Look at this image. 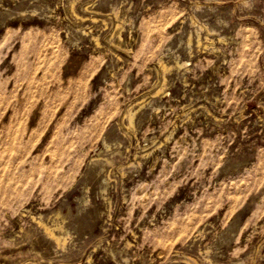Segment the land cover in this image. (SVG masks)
Wrapping results in <instances>:
<instances>
[{
    "label": "rangeland",
    "instance_id": "rangeland-1",
    "mask_svg": "<svg viewBox=\"0 0 264 264\" xmlns=\"http://www.w3.org/2000/svg\"><path fill=\"white\" fill-rule=\"evenodd\" d=\"M186 258L264 264V0H0V264Z\"/></svg>",
    "mask_w": 264,
    "mask_h": 264
},
{
    "label": "bare ground",
    "instance_id": "bare-ground-1",
    "mask_svg": "<svg viewBox=\"0 0 264 264\" xmlns=\"http://www.w3.org/2000/svg\"><path fill=\"white\" fill-rule=\"evenodd\" d=\"M120 27V26H119ZM199 28V27H198ZM205 28V27H204ZM208 30V29H207ZM212 33V32H211ZM198 37V36H197ZM208 39V38H207ZM146 40V39H145ZM199 41V40H198ZM159 56V55H158ZM159 59V58H158ZM164 59V58H163ZM159 62V64H160V66H161V68H162V70H164V71H168V69L162 64V62H160V60L158 61ZM167 64V63H166ZM179 66V65H178ZM181 67V66H180ZM167 80V79H166ZM159 85V84H158ZM157 91V90H156ZM156 95V94H155ZM143 97V96H142ZM130 106V105H129ZM131 109V108H130ZM127 112V111H126ZM123 116V115H122ZM134 119V118H133ZM124 121V120H123ZM128 121H129V124L131 125L132 124V115L131 114H129L128 115ZM121 122V121H120ZM108 175V174H107ZM35 221V220H34ZM38 224H40L41 226H42V224H41V222L40 221H38L37 222ZM44 230H45V232H46V234L48 235V237L50 238V239H53V240H55L57 243L59 242V238L53 233V231L52 230H49L47 227H44ZM158 257V256H157ZM185 262V261H184ZM186 263L187 264H196V262L193 260V259H191V258H186ZM185 263V264H186Z\"/></svg>",
    "mask_w": 264,
    "mask_h": 264
}]
</instances>
